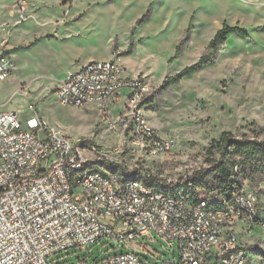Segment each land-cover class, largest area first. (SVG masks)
Returning <instances> with one entry per match:
<instances>
[{"label":"rangeland","instance_id":"374dc122","mask_svg":"<svg viewBox=\"0 0 264 264\" xmlns=\"http://www.w3.org/2000/svg\"><path fill=\"white\" fill-rule=\"evenodd\" d=\"M15 1L0 0L3 22H9V7ZM29 9V19L33 15L36 21L10 28L15 66L0 85L1 112L15 111L23 120L37 114L72 141L121 162L134 177L140 172L159 180L209 171L213 161L208 149L223 133L264 143V0H41ZM223 25L239 27L247 36L230 35L217 50H208ZM209 54L211 59L193 73L162 87L167 78ZM110 60L118 61L129 76L145 78L150 94L140 106L147 122L160 135L179 138L169 155L138 157L116 115L109 124L93 107L62 108L55 102L53 86L68 71L89 61ZM239 179L241 188L258 192L264 205V171L248 170ZM148 238L153 240L140 237L138 242L156 258L143 257L152 264H159L157 258L173 259L159 237ZM241 240L251 255L250 264H264V227ZM118 246L107 237L83 251L55 255L49 264L93 261L116 254L112 249Z\"/></svg>","mask_w":264,"mask_h":264},{"label":"built area","instance_id":"2783aa9c","mask_svg":"<svg viewBox=\"0 0 264 264\" xmlns=\"http://www.w3.org/2000/svg\"><path fill=\"white\" fill-rule=\"evenodd\" d=\"M12 8V20L0 19V85L15 66L3 28L30 18L23 1ZM53 90L62 108L93 107L109 124L116 115L138 157L157 159L179 145L177 136H162L149 125L140 105L150 87L118 61L68 71ZM139 173L134 177L121 162L72 141L37 114L23 120L15 112H0V264H49L55 255L83 251L107 237L121 245L112 249L116 254L80 264H152L142 255L156 256L138 242L153 240L152 234L173 256L157 258L159 264L251 263L241 236L264 227L258 192L240 188L205 198L199 194L209 192L196 188L194 197L195 175L159 180Z\"/></svg>","mask_w":264,"mask_h":264},{"label":"trees","instance_id":"16d2710c","mask_svg":"<svg viewBox=\"0 0 264 264\" xmlns=\"http://www.w3.org/2000/svg\"><path fill=\"white\" fill-rule=\"evenodd\" d=\"M146 15L137 22V25L141 24ZM189 30L186 31V34ZM239 35L247 36L245 30L239 27H231L223 25L214 35L213 39L208 45V50L215 51L218 46L222 45L228 36ZM184 39L180 42V45L176 49V54L179 53L180 47ZM211 54L202 56L199 61L181 72L167 78L162 87L172 85L181 78L193 73L199 67L207 63L211 59ZM210 156L212 157L213 166L209 171L200 172L195 175L191 182V193L194 197H198L196 194V188H199L202 193L208 191L209 193L204 197L210 196L209 194L225 195L226 193L236 192L241 188L240 175H244L246 171L256 172L264 171V143L247 138H236L231 133L221 134L218 141L214 142L208 149ZM215 154L218 155L216 158ZM238 168L239 171H235ZM212 176V177H211ZM149 185H153V181H148ZM201 196V195H200Z\"/></svg>","mask_w":264,"mask_h":264},{"label":"crops","instance_id":"0c3cea01","mask_svg":"<svg viewBox=\"0 0 264 264\" xmlns=\"http://www.w3.org/2000/svg\"><path fill=\"white\" fill-rule=\"evenodd\" d=\"M15 1V0H14ZM18 1V0H17ZM21 1H23L25 4H26V6H27V9H28V13H29V15H30V7H34L36 4H38L39 3V1H41V0H21ZM16 2V1H15ZM14 2V3H15ZM13 3V4H14ZM12 12H13V8H12V6H10L9 7V16H10V18L8 19V21H10V20H12V16H13V14H12ZM31 19L32 20H35L36 21V19H35V17L32 15V17H31ZM31 19H29V20H31ZM28 20V21H29ZM2 21V20H1ZM2 23L3 24H7V21H2ZM6 26V25H5ZM12 26H6V27H4L3 28V30L5 31V29H7V28H11ZM7 34L8 33H6L5 35H4V39L7 37ZM9 35H11V29L9 30ZM44 37V36H43ZM43 37H40V40L43 38ZM10 38V37H9ZM8 47L10 48V50H12V49H14L13 47H11L10 45H9V42H8ZM74 62H76L75 60H74ZM90 62V61H89ZM89 62H87V63H89ZM86 65V64H85ZM84 66V65H83ZM81 68V67H80ZM79 69V68H78ZM77 69V70H78ZM130 76H132V75H130ZM10 98V97H9ZM9 98H8V100H9ZM7 100V101H8ZM0 112H1V110H0ZM3 112H15V111H12V110H10V111H3ZM16 113V112H15Z\"/></svg>","mask_w":264,"mask_h":264}]
</instances>
